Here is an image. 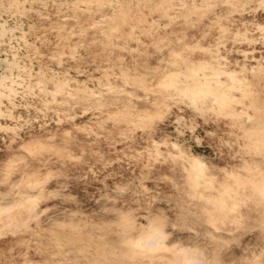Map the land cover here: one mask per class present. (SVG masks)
<instances>
[{"label":"rangeland","instance_id":"374dc122","mask_svg":"<svg viewBox=\"0 0 264 264\" xmlns=\"http://www.w3.org/2000/svg\"><path fill=\"white\" fill-rule=\"evenodd\" d=\"M0 79V264H264V0H0Z\"/></svg>","mask_w":264,"mask_h":264},{"label":"bare ground","instance_id":"6f19581e","mask_svg":"<svg viewBox=\"0 0 264 264\" xmlns=\"http://www.w3.org/2000/svg\"><path fill=\"white\" fill-rule=\"evenodd\" d=\"M252 1V0H251ZM175 2V1H174ZM232 4V3H231ZM230 4V6H231ZM211 10V9H210ZM208 11V10H207ZM206 15V14H205ZM204 15V16H205ZM195 16V15H194ZM191 17V16H190ZM198 23V22H197ZM135 29V28H134ZM4 30H7V28H4ZM228 78V77H227ZM138 79V78H137ZM201 79V78H200ZM215 82L217 83L216 86H214L213 84V80L212 79H209V78H205V79H202L200 80V84L197 85V86H194L193 88H185L182 89L183 90V93L187 96H189L190 100L195 103V104H199V103H202V104H208V107L207 108H211L216 102L220 101L221 100V96L219 95V90H218V83H219V80H217L215 78ZM227 82V81H226ZM0 83L3 85V81L2 79H0ZM137 85V84H136ZM141 85V84H140ZM138 86V85H137ZM153 88V87H152ZM180 88V87H179ZM151 93V92H150ZM12 94V93H11ZM14 95V94H13ZM121 95V93H120ZM4 96L2 91L0 90V100H1V97ZM74 96V95H73ZM76 96V95H75ZM185 96V97H187ZM70 98V97H69ZM188 98V97H187ZM188 98V99H189ZM224 99V98H223ZM204 110V109H203ZM209 110V109H208ZM215 110V108H214ZM209 114V113H208ZM146 116V114H145ZM147 119V118H146ZM132 123V122H131ZM151 125V123H149ZM128 126V124H127ZM144 127V126H143ZM258 131V130H257ZM261 131V130H259ZM264 145V144H263ZM199 162V161H198ZM20 204V203H19ZM32 204V203H31ZM15 206H13L14 208ZM21 207V206H20ZM12 208V207H11ZM4 209V208H3ZM9 208H7L8 210ZM5 210V209H4ZM9 211V210H8ZM1 212V210H0ZM33 212V211H32ZM35 212V211H34ZM117 228V227H116ZM7 229V228H6ZM10 229V228H9ZM157 235V234H156ZM162 235V234H161ZM144 236H140L139 239H142ZM156 237V236H155ZM161 237V236H160ZM163 238V237H162ZM151 239V238H150ZM154 240L155 239H160V238H153ZM164 240V239H163ZM131 241V240H130ZM158 241V240H157ZM157 241H154L157 242ZM58 242V241H57ZM153 242V240H152ZM151 241L149 242V245L152 243ZM144 243V242H143ZM158 243V242H157ZM155 243V244H157ZM164 243V242H163ZM143 245V244H142ZM154 245V244H153ZM153 245H150V246H153ZM148 246V245H147ZM156 246V245H154ZM153 246V247H154ZM161 245H159V247H157L158 249L160 248ZM164 245H162V248H163ZM177 247V246H176ZM156 248V247H155ZM165 248V246H164ZM181 249V248H180ZM261 249V248H260ZM132 250V249H131ZM166 250V249H165ZM259 250L258 247H254L252 244L243 249L242 252H249L252 256L256 257L258 254H257V251ZM133 251V250H132ZM159 251V250H157ZM176 252V251H175ZM132 253V252H131ZM144 253V252H143ZM150 253V252H149ZM158 253V252H157ZM174 253V252H173ZM187 253H190V251L187 250L186 254ZM146 254V253H145ZM154 254V253H153ZM178 254V253H177ZM200 255V253H198ZM141 255V254H140ZM193 255V253H192ZM191 255V256H192ZM196 255V254H195ZM194 255V257H195ZM146 256V255H145ZM176 256V255H175ZM185 256V255H184ZM190 256V255H189ZM201 256V255H200ZM187 257H188V254H187ZM202 257V256H201ZM200 257V258H201ZM133 258V257H132ZM197 258V257H196ZM199 258V256H198ZM150 259V257H149ZM153 260V259H152ZM176 260V259H175ZM189 260V259H188ZM196 260V259H194ZM200 260V259H199ZM180 261V260H179ZM190 261V260H189ZM193 262V260H192ZM191 262V263H192ZM194 262H197V261H194ZM199 262V261H198ZM197 262V263H198ZM172 263V262H171ZM202 263V262H201ZM201 263H198V264H201ZM190 264V263H189ZM194 264V263H193Z\"/></svg>","mask_w":264,"mask_h":264},{"label":"crops","instance_id":"0c3cea01","mask_svg":"<svg viewBox=\"0 0 264 264\" xmlns=\"http://www.w3.org/2000/svg\"><path fill=\"white\" fill-rule=\"evenodd\" d=\"M252 242H253V246L254 247H260L261 246V241L260 240H256V239H253L252 240ZM248 256H244V255H237L236 256V262L237 263H240V262H245V259L247 258ZM227 260V262H229V259H226Z\"/></svg>","mask_w":264,"mask_h":264}]
</instances>
